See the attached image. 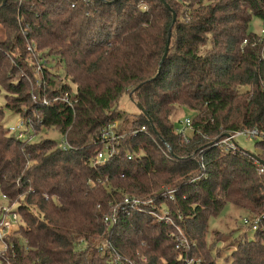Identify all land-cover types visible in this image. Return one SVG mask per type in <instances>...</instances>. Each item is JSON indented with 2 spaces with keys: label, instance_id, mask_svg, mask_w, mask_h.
I'll return each instance as SVG.
<instances>
[{
  "label": "trees",
  "instance_id": "16d2710c",
  "mask_svg": "<svg viewBox=\"0 0 264 264\" xmlns=\"http://www.w3.org/2000/svg\"><path fill=\"white\" fill-rule=\"evenodd\" d=\"M164 1L169 8L160 0L0 7V199L17 204L23 238L10 244L8 264H218L208 223L224 207L258 220L224 264H264V165L235 142L220 144L254 128L264 164V59L249 30L252 18L264 21V0ZM28 46L53 62L36 90L24 73ZM64 92L71 104L54 100ZM123 95L138 111L132 118L118 108ZM6 110L24 122V137L2 125ZM180 111L192 113L187 141L175 126ZM113 123L117 152L96 161ZM51 128L67 148L29 138Z\"/></svg>",
  "mask_w": 264,
  "mask_h": 264
},
{
  "label": "rangeland",
  "instance_id": "374dc122",
  "mask_svg": "<svg viewBox=\"0 0 264 264\" xmlns=\"http://www.w3.org/2000/svg\"><path fill=\"white\" fill-rule=\"evenodd\" d=\"M249 30L254 33L260 34L261 30L264 31V21L257 18H252L249 23ZM33 48H31V46H28L27 48L29 52L28 56L30 57L31 62L30 65H32V68H28L27 72L24 71V73L26 75L32 76L31 80H33L34 82L33 84H31V88L32 90H36L40 86V84H45L41 76L44 75L45 67L49 68L53 64V62L52 58L49 55H46L45 52L37 51ZM9 73L11 72H8V75ZM18 75H23V70H20L16 76ZM32 95L34 96L35 94ZM2 103L3 97L0 94V105H2ZM118 108L124 111L129 116V118L134 117L138 113L135 105L130 100L128 95H123L119 99ZM191 117V112L180 111L177 114V121L175 122L176 129L184 130V134H186L187 136L191 135V130L190 128H185L183 123L185 119L190 120ZM19 120H21L19 116L6 110L4 118L2 120V125H4L5 128H8V132L11 133L9 128L15 125ZM40 138H50L52 140H55L58 144H60L62 141V135L53 128L47 131L42 130L39 133L37 132L36 135H34V137L32 138V141ZM233 140L238 144L239 147L250 153H255L257 150L255 147L256 140L254 138L248 137L244 134H237L234 136ZM141 203H144L146 206H153V208L155 207L150 200H139L138 206ZM16 207L17 204L7 201L6 198L0 199V218L4 214H7L8 211L15 210ZM228 208L229 207H224V209L218 215L210 217L208 223V231L209 233H211L209 237H211V240L217 241V244L213 246V250L216 252L218 264H224L231 260V253L236 249V243L239 241L242 242L244 240L242 237L244 233H246L247 239H251L254 235V231H247L246 228L242 225V220L239 219L240 216H237L239 212L232 209L230 211ZM152 214L158 217L157 212L154 211V213ZM168 222H170V220H168ZM20 223L21 219L18 225L15 226L14 229L9 233L8 237L4 239V243H0V264H8L7 260L10 255L11 243L16 241L22 243L23 238L21 235V230H17ZM182 232V229L176 228V230L172 234H174V236L178 238V241L184 242Z\"/></svg>",
  "mask_w": 264,
  "mask_h": 264
},
{
  "label": "built area",
  "instance_id": "2783aa9c",
  "mask_svg": "<svg viewBox=\"0 0 264 264\" xmlns=\"http://www.w3.org/2000/svg\"><path fill=\"white\" fill-rule=\"evenodd\" d=\"M264 31L261 30L260 34H257L260 41V58L264 59ZM247 43L246 40L243 41V44ZM55 101H63L66 103L71 104L70 97L67 92H64L62 95L56 96L54 98ZM184 127L185 128H191V122L189 119L184 120ZM117 123H113L104 130H102L101 135V142L103 144L102 150H100L96 154V161L102 160L106 156H112L117 152L116 145L119 143V139L122 138V134H119L116 132ZM10 132L14 134L16 138H22L25 136L26 127L22 120H19L15 125L11 126L9 128ZM141 130H145V127H141ZM184 137L185 141H187V135L184 134V130H178ZM237 134H244L248 137L254 138L255 140L260 139L263 135L258 132L256 129H241L237 132H234L233 134H229L227 137H223L220 140V144L226 146V147H232L234 145V136ZM33 136L29 135V138L32 139ZM62 138L61 143L59 144L60 147L63 149L67 148V143L64 142ZM260 171H263L262 168H260ZM2 198H5V196H2ZM125 203H131L133 205H138L139 200L125 197L123 200ZM104 221L107 222H113L115 221V215L112 214L110 216L104 217ZM20 222V217L17 212L8 211L7 214H4L0 218V243H4V239H6L9 235V233L14 229L15 226L18 225ZM244 227H248L249 230H256L257 228V219H254L253 221L249 222L246 218L242 220Z\"/></svg>",
  "mask_w": 264,
  "mask_h": 264
},
{
  "label": "water",
  "instance_id": "95a60500",
  "mask_svg": "<svg viewBox=\"0 0 264 264\" xmlns=\"http://www.w3.org/2000/svg\"><path fill=\"white\" fill-rule=\"evenodd\" d=\"M160 1L164 4L165 7L169 8L168 4H166V2H165L164 0H160ZM6 2H7V0H3L1 6H4ZM1 6H0V7H1ZM175 20H176V15H175L174 12H172V25H173V23L175 22ZM172 25H171V26H172ZM170 37H171V33H170V30H169L168 38H167L166 48H165L164 54H163V56H162V58H161L160 65L164 62V60H165V58H166V55H167V53H168V50H169V43H170ZM137 107H138L140 110H142V108H141L140 105H137ZM227 136H228V134H227V135H224V137H227ZM250 155H251L252 157H254V158H255L258 162H260L262 165H264L263 162H262V161H261V160H260L255 154L250 153Z\"/></svg>",
  "mask_w": 264,
  "mask_h": 264
}]
</instances>
